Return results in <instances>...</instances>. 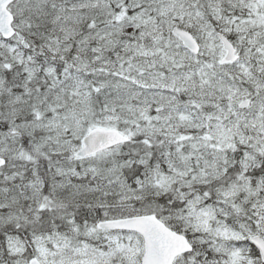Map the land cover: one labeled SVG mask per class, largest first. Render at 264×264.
<instances>
[{"label": "snow or ice", "instance_id": "1", "mask_svg": "<svg viewBox=\"0 0 264 264\" xmlns=\"http://www.w3.org/2000/svg\"><path fill=\"white\" fill-rule=\"evenodd\" d=\"M0 264H264V0H0Z\"/></svg>", "mask_w": 264, "mask_h": 264}]
</instances>
